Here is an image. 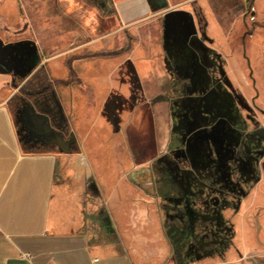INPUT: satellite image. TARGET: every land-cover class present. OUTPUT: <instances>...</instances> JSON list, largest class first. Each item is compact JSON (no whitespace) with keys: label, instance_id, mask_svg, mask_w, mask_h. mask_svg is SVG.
I'll return each instance as SVG.
<instances>
[{"label":"rangeland","instance_id":"rangeland-1","mask_svg":"<svg viewBox=\"0 0 264 264\" xmlns=\"http://www.w3.org/2000/svg\"><path fill=\"white\" fill-rule=\"evenodd\" d=\"M102 5L0 0V102L10 105L26 149L62 155L77 186L86 170L81 153L94 159L97 172L122 162L112 153L131 152L133 168L141 155L149 176L131 178L132 184L152 190L156 205L179 199L164 224L176 264H187L188 245L202 238L215 263L264 264V0H211L206 9L219 30L209 33L197 15L195 34L211 44L212 62L196 48L187 53V73L170 70L164 80L117 76L113 92L95 75L104 74V64L126 70L129 63L121 60L137 41ZM159 39L152 41L154 52ZM91 55L98 57L86 60ZM87 61L95 70L83 79ZM127 176L121 171L118 178Z\"/></svg>","mask_w":264,"mask_h":264},{"label":"crops","instance_id":"crops-1","mask_svg":"<svg viewBox=\"0 0 264 264\" xmlns=\"http://www.w3.org/2000/svg\"><path fill=\"white\" fill-rule=\"evenodd\" d=\"M58 1L70 8L76 6V0ZM98 1L103 7L108 3L124 30L137 41L121 60L129 63L126 70L114 71L116 65L104 64L100 68L104 74L96 73L110 86L109 92L116 88L117 76L124 80L132 75L138 80H164L170 70L174 75L187 73V53L194 54L196 48L204 50L207 63L214 60L211 44L197 42L201 36L195 34L197 15L202 16L200 24L205 23L209 33L219 30L206 9L211 7V0ZM158 36L161 42L154 52L152 41ZM165 45L170 51H164ZM3 47L0 40V82L4 79ZM86 63V72H79L83 79L95 70L90 67L93 61ZM123 86L127 91L130 83ZM144 90L147 93L146 87ZM42 115L50 120L49 115ZM35 118V123L46 127L45 120ZM60 140L63 145L65 138ZM44 141L49 142L47 138ZM26 144L10 105L0 102V264H176L172 237L164 224L165 218L169 222L174 217L179 199L164 198L156 205L149 199L153 194L147 186L131 182V178L136 181L149 176L144 167L147 158L140 155L141 162H134L133 168L132 161L137 158L131 152L112 153V158L122 162L97 172L99 165L94 159L81 153L79 163L87 171H82L77 186L67 174L62 155L26 149ZM121 171L128 178L120 180ZM210 248L206 238L198 244L194 240L188 245L187 264H226L221 259L215 263Z\"/></svg>","mask_w":264,"mask_h":264},{"label":"flooded vegetation","instance_id":"flooded-vegetation-1","mask_svg":"<svg viewBox=\"0 0 264 264\" xmlns=\"http://www.w3.org/2000/svg\"><path fill=\"white\" fill-rule=\"evenodd\" d=\"M224 80H225V78H224ZM227 80V79H226ZM220 89L219 90H222V87H219ZM227 97V96H226ZM225 101H226V103L228 104V106H229V104L231 105V100H228V98H226L225 99ZM263 113H264V110L262 109L261 110Z\"/></svg>","mask_w":264,"mask_h":264},{"label":"built area","instance_id":"built-area-1","mask_svg":"<svg viewBox=\"0 0 264 264\" xmlns=\"http://www.w3.org/2000/svg\"><path fill=\"white\" fill-rule=\"evenodd\" d=\"M0 231H1V228H0Z\"/></svg>","mask_w":264,"mask_h":264}]
</instances>
